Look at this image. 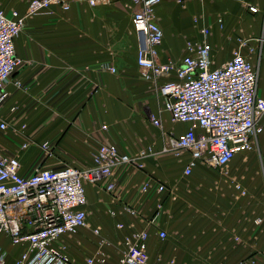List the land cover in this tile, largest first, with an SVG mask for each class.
Listing matches in <instances>:
<instances>
[{"label":"crops","instance_id":"1","mask_svg":"<svg viewBox=\"0 0 264 264\" xmlns=\"http://www.w3.org/2000/svg\"><path fill=\"white\" fill-rule=\"evenodd\" d=\"M250 4L258 11L251 12ZM27 5L28 0H0V8L8 13L14 8L24 13ZM132 13L130 0L97 5L73 0L68 10L54 5L27 18L15 42L24 63L6 86L8 98L1 114L9 127L0 129V152L19 156L24 174L37 165L90 166L104 141L134 158L136 165L117 169L114 193L86 184L89 221L93 227L102 226L109 240L104 249L113 260L124 249V236L141 229L150 232L151 263L161 258L169 264L174 258L175 264H237L264 254V131L255 150L236 154L223 170L197 163L187 174L190 154L177 155L171 140L189 124L173 122L156 86L141 76ZM157 15L164 32L163 60H181L187 42L201 41L200 27L208 25L213 66L223 65L239 49L258 68L257 95L264 97V0H188L184 6L162 0ZM105 64L117 71L104 70ZM152 116L161 124L155 125ZM26 141L30 145L24 149ZM44 142L53 151L49 157L43 155ZM150 180L164 182L167 189L143 192L142 185ZM159 203V225L151 224ZM130 207L139 214H132ZM161 229L168 234L166 240L158 236ZM61 240L79 264L99 248V238L90 228ZM2 244L13 264L24 246L12 245L5 235L0 237Z\"/></svg>","mask_w":264,"mask_h":264},{"label":"built area","instance_id":"2","mask_svg":"<svg viewBox=\"0 0 264 264\" xmlns=\"http://www.w3.org/2000/svg\"><path fill=\"white\" fill-rule=\"evenodd\" d=\"M72 1L28 0L24 13L15 8L8 13L0 8L1 130L9 127L8 120L1 114L8 98L6 86L24 63L16 53L15 42L27 18L50 11L54 5L68 10ZM88 1L97 5L108 0ZM161 1L130 0L132 24L140 41L136 64L141 76L156 86L163 98V110L170 113L172 121L189 124L171 140V148L177 155L183 151L190 154L185 172L190 174L197 163L223 170L236 154L255 150L259 135L264 131V97L257 95L258 68L239 49L233 50L223 65L214 67L208 25L200 27L204 36L201 41L187 42V54L181 60L171 56L163 60L160 45L164 32L157 15ZM187 1L177 0L183 6ZM249 10L257 12L258 6L250 4ZM194 22L198 24L197 17ZM218 22L222 23L221 17ZM240 41L242 46L247 45V40ZM103 69L117 71L111 64H105ZM16 84L20 86L21 82L16 81ZM12 110L15 111L16 107ZM152 122L161 124L155 116H152ZM102 128L108 126L103 124ZM29 145L30 142L26 141L21 147L25 149ZM41 146L49 156L53 154L48 142ZM164 149L169 150L168 146ZM130 164L137 163L129 154L121 152L117 144L109 141L98 146L90 166L49 168L37 165L29 174L21 172L19 156L0 152V237L5 235L12 245L24 246L13 264H79L72 259L69 246L61 237L76 235L81 228H90L99 238V248L85 257L83 264H164L161 258L158 262H150L148 229L125 235L124 249L119 259L113 260L104 249L109 240L102 235L100 226L93 227L89 221L86 184L98 185L112 194L117 187V169ZM166 189L167 185L160 180L146 181L141 187L143 192L154 190L161 193ZM162 207L159 203L151 224L159 225ZM128 209L134 215L139 214L136 208ZM108 213L115 216L117 212L108 208ZM118 226L122 228L124 225L120 223ZM158 236L161 240L168 238L164 229L158 231ZM8 259V250L0 245V264H9ZM169 264H175V259L172 258ZM237 264H264V254L248 256Z\"/></svg>","mask_w":264,"mask_h":264},{"label":"rangeland","instance_id":"3","mask_svg":"<svg viewBox=\"0 0 264 264\" xmlns=\"http://www.w3.org/2000/svg\"><path fill=\"white\" fill-rule=\"evenodd\" d=\"M181 5V4H180ZM0 133H2V134H4V131L2 132H0ZM44 152H43V155H45V153L47 154V156L49 157V155H48V153L45 151V150H43ZM5 154H7V153H5ZM99 215H101V214H99ZM100 217L101 216H99V218L98 219H100ZM100 222V221H99ZM100 228H101V232H102V226H100ZM3 245V244H2ZM10 244H8V246H9ZM4 247H5V245H3Z\"/></svg>","mask_w":264,"mask_h":264}]
</instances>
